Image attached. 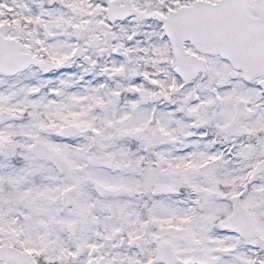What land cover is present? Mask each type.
<instances>
[{
    "label": "snow or ice",
    "instance_id": "1",
    "mask_svg": "<svg viewBox=\"0 0 264 264\" xmlns=\"http://www.w3.org/2000/svg\"><path fill=\"white\" fill-rule=\"evenodd\" d=\"M0 264H264V0H0Z\"/></svg>",
    "mask_w": 264,
    "mask_h": 264
}]
</instances>
